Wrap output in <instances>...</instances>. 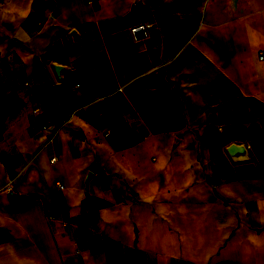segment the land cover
Instances as JSON below:
<instances>
[{
	"label": "crops",
	"instance_id": "1",
	"mask_svg": "<svg viewBox=\"0 0 264 264\" xmlns=\"http://www.w3.org/2000/svg\"><path fill=\"white\" fill-rule=\"evenodd\" d=\"M0 264H264V0H0Z\"/></svg>",
	"mask_w": 264,
	"mask_h": 264
},
{
	"label": "water",
	"instance_id": "2",
	"mask_svg": "<svg viewBox=\"0 0 264 264\" xmlns=\"http://www.w3.org/2000/svg\"><path fill=\"white\" fill-rule=\"evenodd\" d=\"M141 30H142V27H141V26L136 27V32H137L138 34H140ZM235 150H237V151H239V152H241V153L244 154V150H243V147H242L241 145H235V144H233V145H231V146L229 147V151H230V152H231V151H235Z\"/></svg>",
	"mask_w": 264,
	"mask_h": 264
},
{
	"label": "built area",
	"instance_id": "3",
	"mask_svg": "<svg viewBox=\"0 0 264 264\" xmlns=\"http://www.w3.org/2000/svg\"><path fill=\"white\" fill-rule=\"evenodd\" d=\"M260 56L262 57L263 56V53H261L260 54ZM34 113H39V109L38 108H34ZM5 188L7 189V191L9 192V193H13L14 192V188L12 187V185L10 184V183H8L6 186H5Z\"/></svg>",
	"mask_w": 264,
	"mask_h": 264
}]
</instances>
